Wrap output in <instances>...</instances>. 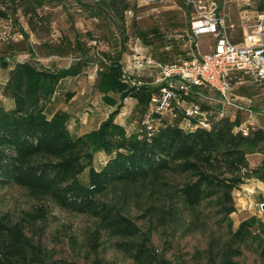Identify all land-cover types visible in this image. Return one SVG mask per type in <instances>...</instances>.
Here are the masks:
<instances>
[{
	"label": "trees",
	"instance_id": "1",
	"mask_svg": "<svg viewBox=\"0 0 264 264\" xmlns=\"http://www.w3.org/2000/svg\"><path fill=\"white\" fill-rule=\"evenodd\" d=\"M73 1L87 18L114 23L120 35L119 49L99 53L96 45L82 41V35L71 26L72 41L64 37L49 46L50 55L70 56L67 68L54 71L36 67L28 59L14 61L0 88V95L12 101L8 108L0 101V188L14 186L35 200L95 217L97 228L87 239L91 250L96 252L99 238L106 234L134 264H264V220L252 215L234 226L231 217L236 212L234 191L247 180L264 183V128L241 129L239 117L231 120L215 114L208 129L191 130L180 125L186 116L179 112L173 124L150 136L144 131L128 133L115 122L124 100L136 101V121H141L157 90L138 85V81L144 82L140 79L131 83L133 78L123 72L121 56L128 40L125 12L133 10L132 5L125 0ZM66 2L0 0V19L15 24L27 38L18 13L30 28L48 27L49 20L40 11L51 5L64 7ZM259 5L264 8V1ZM151 33L159 36L154 29L139 36L145 41ZM27 53L36 58L32 45ZM93 62L98 66L94 88L114 109L97 129L72 137L67 128L69 115L57 111L48 117L46 108L62 79L80 76ZM0 66L8 68L6 57H0ZM97 152L107 157L99 170L92 165ZM254 155L261 160L253 165L250 157ZM85 169L87 184L79 180ZM131 186L151 187L163 195L159 203L146 200L141 226L116 204L101 200L111 193L122 195ZM36 209L44 213V209ZM181 221L186 222V233H206L203 248L195 247L186 255L180 252L173 243L175 238L170 237H175ZM26 222L0 218V264H52L40 240L26 231ZM160 229L166 240L158 249L153 236Z\"/></svg>",
	"mask_w": 264,
	"mask_h": 264
},
{
	"label": "rangeland",
	"instance_id": "2",
	"mask_svg": "<svg viewBox=\"0 0 264 264\" xmlns=\"http://www.w3.org/2000/svg\"><path fill=\"white\" fill-rule=\"evenodd\" d=\"M82 1L93 2L97 0ZM260 1L264 0H218V5L221 7L219 14L225 16L229 23L235 24V35L239 36V13L264 11V8H260ZM131 5L138 18L125 15L124 27L128 40L125 43L121 60L126 56L133 55L136 51L139 53L141 63H144L146 58L158 63H170L186 58L190 38L188 25L191 19V10L182 0H171L161 4H147L144 0H135L131 2ZM40 13L47 16L50 23L48 27L30 28L26 18L20 13L17 14L19 26L27 34V38L20 34L19 28L15 27V24L9 20L0 19V57H6L10 66L20 57L23 61L28 59L36 67L54 71L70 65L71 58L69 55H50L49 46L59 42L64 37L72 41L74 31L71 30V26L82 35V41L87 42L88 45H96L95 49L99 53L104 51L113 53L119 49L120 35L114 23L108 20L87 18L76 9L73 0H67L64 7L46 6ZM254 22L255 19L252 20V23ZM153 29L157 30L159 36L155 37L151 33L145 41L139 36L140 32H149ZM198 44L203 52H207L208 46L213 44V38L211 36L200 37ZM31 45L36 51V58L28 57L27 48ZM144 65L146 66L145 63ZM94 67L98 68L96 62L85 68L77 78L62 81L57 89L59 91L58 103L63 105H67L70 100L68 99L69 95L76 96V106L69 127L72 137L83 131L90 132L97 129L100 123L107 118V116L105 117L106 107L94 88L95 77L89 78ZM146 70H149L148 67ZM126 75L132 77L133 81L138 79L149 80V76H142L141 73V76ZM7 77L8 71L0 66V88L4 86ZM242 86L243 89L241 90L238 88L239 85H235L233 95L242 92L248 98L250 97L251 101L236 100L244 107V110H238L241 112L239 114L241 128L247 126L264 127V86L248 78L245 79ZM208 94L216 97L213 92ZM0 101L6 108L11 105L10 100L4 99L1 95ZM191 101H197L208 107L206 102L195 93L190 94L182 103L183 107L188 108ZM125 107L117 119L127 130H130L137 120V115L131 102H127ZM212 111L214 110L212 109ZM106 159L104 154L95 153L93 167L99 170ZM254 159L253 156L251 161L253 162ZM79 180L81 183L87 184L88 169H85L79 176ZM249 186L244 185L233 193L236 212L231 217L234 226L243 218L252 215L264 220V208H262L264 192L258 189L252 190V187ZM162 198L163 195L156 192V189L152 191L151 187L141 189L131 186L125 188L122 195L116 196L111 193L103 196L101 200L116 204L123 214L141 226L145 221L143 207H146V200L150 199V202L159 203ZM36 208L44 209V213L39 214ZM1 217L12 222L19 221L21 218L25 219L27 221L26 231L29 235H33L35 240H40L42 246L51 255L52 264H94L97 262L98 264H134L123 252L113 246L115 239L106 234H102L99 238L101 245L96 252L91 250L87 239L97 228L95 217L61 209L49 201L35 200L26 191L17 187L0 188ZM185 226L186 222L181 221L176 227L175 237H170L171 240L175 238L173 243L179 245L180 252L184 255L191 253L195 247L203 248L206 241V233L200 231L186 233ZM165 240L166 235L161 229L153 236V244L158 249L163 247ZM171 253L169 252L167 255ZM187 257L185 256V258ZM250 259H248V263L251 262Z\"/></svg>",
	"mask_w": 264,
	"mask_h": 264
},
{
	"label": "built area",
	"instance_id": "3",
	"mask_svg": "<svg viewBox=\"0 0 264 264\" xmlns=\"http://www.w3.org/2000/svg\"><path fill=\"white\" fill-rule=\"evenodd\" d=\"M125 1L131 3L135 0ZM144 1L147 4H161L171 0ZM182 1L191 10L186 58L170 63L145 59L151 80L149 83L138 81L137 84L149 85L157 90L152 93L142 120L135 121L132 129L127 130L128 133L144 131L150 136L161 127L173 124L179 112H184L186 116L180 124L184 128L208 129L211 115L225 117L224 109L218 108V104L242 110L233 95L235 85L243 84L248 78L264 86V11L254 23L242 24L243 38L235 43L230 35L235 24L229 23L225 16L219 14L216 0ZM125 15L138 18L131 9ZM204 36L213 38V44L208 46L207 52H203L198 44V39ZM17 61L22 62V57ZM97 69L94 67L91 71L90 79L95 77ZM131 83L134 84V81ZM210 92L215 93L216 97L208 94ZM192 93L208 103L210 108L202 109L196 101H191L188 108L183 107L182 103ZM56 94L55 91L53 95Z\"/></svg>",
	"mask_w": 264,
	"mask_h": 264
},
{
	"label": "crops",
	"instance_id": "4",
	"mask_svg": "<svg viewBox=\"0 0 264 264\" xmlns=\"http://www.w3.org/2000/svg\"><path fill=\"white\" fill-rule=\"evenodd\" d=\"M220 8L221 7L218 5V12H219ZM260 13H262V11H260V12L259 11H252V12H249V13H247L246 11H244L242 13H239V16H238L239 36L238 35H235V30L233 29L232 31H230L231 40L233 42H235V43L241 41L242 38H243V31H242V28H241L242 27V24H244V23H252V20L253 19H255V21H256L258 15ZM138 54H139L138 51H136L133 55L126 56L125 58H122L121 65H122V68H123V72L126 73V74H130V75L136 74L137 76H141L140 75V73H141L142 76H149V71L146 70L147 67L144 65L145 62L144 63H141V64L139 63L140 62V59H139L140 57L138 56ZM68 66H66L64 68H67ZM11 68H12V66L9 65L8 68H6L5 70H7L8 73H9V70ZM75 78H77V77H67V78H64V79H62L59 82L58 86L62 83V81H65L66 79H75ZM7 79H8V77L6 78L5 83L3 85L6 84ZM148 79H149L148 81H144V82H148L149 83V81L151 80L150 79V76L148 77ZM244 83H245V81L243 82V84ZM243 84H240L239 85L240 87H238V88H241V90H242L243 89V86H242ZM58 86H57V89H58ZM57 89H56L57 94L52 96L51 101L49 102V104H48V106L46 108V114L48 115V117H51L57 111H64V112H66L69 115V120L67 122V128H68V131H69L70 122L73 119V114H74V110H75V106H76V101H75L76 96L75 95H72L69 98L70 100L67 102V105H63L61 103H58L57 96L59 95V91ZM99 95L102 98L101 94H99ZM113 97L116 98V96H113ZM4 99H7V98H4ZM235 99L236 100H239V101H243V100H246V101H249V102L251 101V98L250 97L248 98L242 92L241 93H238L237 95H235ZM127 102H131V104H133L134 107L136 105V101L134 99H132V98H126L124 100V102H123L124 103V106H123L124 109L126 108L125 107V104ZM10 103L12 105V101L11 100H10ZM102 103L106 107V109H105L106 110L105 117H106V116H108V114L110 112L113 111L114 108L111 107V106H109V105H107L106 103H104L103 100H102ZM236 103H237L238 106H240L242 108V110H244V107L240 103H238L237 101H236ZM206 104L208 105V103H206ZM215 105H217V104H215ZM208 108H210V107H208ZM218 108H223L224 109V112H225V115L227 117H229L231 120L235 119L236 117H239V114L241 113L240 111L236 110L232 106H226V105L218 104ZM122 109H121V111H122ZM120 115L121 114H119L116 117L115 122L124 127V125L120 121H118V119H117V118H119ZM250 124H252V123H250ZM262 128H264V127H262ZM69 133H71V132L69 131ZM85 133H87V132L83 131V132L77 133L75 135V137L81 136V135H83ZM97 153L104 154L103 152H97ZM104 156L106 157L105 154H104ZM252 157L253 156H251L250 159ZM254 158H255L254 161L253 162L251 161V163L253 165L254 164H258L260 162V160H261V156L260 155H254ZM247 183H249V184H247ZM244 185L245 186L250 185L249 187H252L251 188L252 190L258 189L259 191L264 192V183H262V182H260L258 180H255V179L247 180L243 185L240 186V188L244 187Z\"/></svg>",
	"mask_w": 264,
	"mask_h": 264
},
{
	"label": "water",
	"instance_id": "5",
	"mask_svg": "<svg viewBox=\"0 0 264 264\" xmlns=\"http://www.w3.org/2000/svg\"><path fill=\"white\" fill-rule=\"evenodd\" d=\"M262 208H264V205H262Z\"/></svg>",
	"mask_w": 264,
	"mask_h": 264
}]
</instances>
